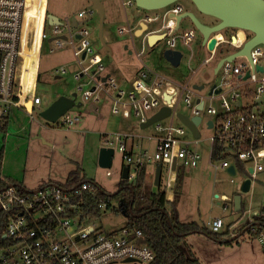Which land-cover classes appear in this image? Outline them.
<instances>
[{
	"label": "rangeland",
	"instance_id": "1",
	"mask_svg": "<svg viewBox=\"0 0 264 264\" xmlns=\"http://www.w3.org/2000/svg\"><path fill=\"white\" fill-rule=\"evenodd\" d=\"M102 1L105 6L103 35L112 50H108L102 42L99 32L100 14L90 0H44V4L50 12L60 14L64 22L72 21L73 18L84 22L81 26H74V32L81 27L89 30L88 37L94 51L102 55L107 70L113 73L119 87L125 89L127 93L134 88L135 81L132 77L124 80V77L127 78V73L135 74L136 67L139 65L142 68H150L165 79L162 90L173 88L177 92V100L173 103L172 115L160 120L162 126L182 125L183 122L177 113L182 112L193 116L195 102L199 98L204 101V107L200 112L202 116L199 124L200 137H195L189 128L182 135L184 145L198 151L202 157L195 167H184L183 162L179 161L178 167L184 168V174L188 176L185 183L182 181L177 188L179 191L177 202L184 219L193 218L207 227L208 222L214 217L221 216L225 222L220 231L223 238L238 235L244 225L253 220L256 215L264 213V169L257 170L256 174L238 170L236 174L231 175L220 166V160L213 162L210 157L212 137L216 133V128L208 125V121L216 117L215 113L208 111L209 107H215L219 113L224 111L222 97L217 93L210 94L212 86L218 84L222 78V72L219 70L216 73L215 66L221 57L236 51V48L225 43L217 52H212L207 45L203 44V35L192 19L185 16L176 32L175 47L182 51L183 56L180 64L174 65L164 55V51L170 48L166 38L151 45L146 32L137 35L133 31L137 20L148 14L155 16L160 13L159 19L148 22V29L161 26L165 7L144 9L139 7L135 0L133 3H129L130 0ZM176 2L180 3L185 10L193 11L204 23L215 24L218 21L215 16L201 12L192 0ZM32 6L30 4L28 9V19L36 21L40 11ZM90 9L93 13L87 11ZM80 10L85 11L84 16L79 15ZM122 26L127 28L125 32H120L119 28ZM39 27L38 24V29ZM130 27L132 31L129 30ZM190 29L195 30V37L190 43H185L183 34ZM45 32L49 37L53 36L52 25H47ZM65 33L70 34L68 28ZM40 43L33 61L30 94L39 95L42 102L35 104L31 112L12 107L7 130L0 129V149L5 146L2 175L7 180L35 189L50 182L65 183L69 172L79 166L87 178L96 181L105 190L117 191L126 163L122 153L117 151L114 154L112 166L100 165L99 151L106 145L102 137L103 133L127 134L129 139L134 137L137 140L140 139L141 134L149 137L163 135L165 132L158 130L156 123L145 128L141 127L142 121L135 114L132 106H129L131 111L129 116L113 112V99L106 89L98 90L90 99L84 98L83 91L91 89L95 82L88 74H84L79 79L75 78V72H81L83 67L89 64V56L81 63L74 54V46L81 43L80 38L75 37L74 43L70 40L65 41L63 46L48 39L47 43L52 50L48 48L42 50ZM126 45L130 48H126ZM139 51H143L140 56ZM208 57L211 59L205 62ZM236 59L245 61L248 58L239 55ZM62 66L66 68V72L60 70ZM195 85H203V88H195ZM80 86L83 88L81 89ZM109 91L113 95L117 93L112 87ZM74 92L78 93L77 100L82 101L83 104L72 107L69 112L71 115H80L79 121L66 124L62 118L52 122L42 117L41 112L58 97L72 96ZM127 93L124 96L126 100L130 99ZM95 95L100 97L98 105L101 106V115L91 111L94 104L92 99ZM187 95L192 97L191 105L185 101ZM160 99L162 100L161 96ZM163 105L161 102V106ZM155 111L156 109L150 110L149 113L153 114ZM147 139L145 138V142ZM151 145L152 149H149V152L153 153L154 140H151ZM257 163L264 166V155L257 159ZM251 164H254V161ZM166 169L167 163L164 165V174ZM108 171L110 174L107 173ZM148 173L150 178L146 181L148 186L146 191L157 187L154 163L149 165ZM169 177L170 174H166L161 179L159 183L161 188L167 190L170 187ZM246 177H250L252 182L250 189L244 191L242 184ZM223 193H226L225 198L222 197ZM236 195L242 197L244 205L242 210L235 209ZM124 209L121 200H114L112 207L105 208L101 217L92 222L108 232L118 230L126 224L128 219V211ZM245 237L246 239L241 237L238 242L228 245L204 233L195 232L187 236L182 243V248L186 252L192 249L203 264H264L263 242L258 237L250 236L249 233H246ZM245 240H252V242H244ZM239 242L241 243L238 244ZM252 249H256L257 253L260 251V255L255 256Z\"/></svg>",
	"mask_w": 264,
	"mask_h": 264
},
{
	"label": "built area",
	"instance_id": "2",
	"mask_svg": "<svg viewBox=\"0 0 264 264\" xmlns=\"http://www.w3.org/2000/svg\"><path fill=\"white\" fill-rule=\"evenodd\" d=\"M28 2L0 0V127L10 116L12 107L31 112L27 109L26 102L31 99L34 109L35 104L41 103L42 100L39 95L30 97L26 92V82L18 80L19 58L25 45ZM165 8L161 26L148 33L165 32L167 44L170 48H175L177 15L185 9L177 2ZM84 14L85 11L79 13L80 16ZM159 18L160 13L155 16L148 14L144 21ZM67 28L70 34L65 33ZM52 30L53 36L56 37L53 41L59 46L68 40L74 43L77 34L81 35V43L74 46V53L81 63L89 56V64L83 67L82 72L90 75L95 82L94 89L83 91L85 99H90L100 89H106L113 99V112L129 115V106H132L141 121L152 115L150 110L157 111L161 102L167 104V97L171 98L169 104L173 107L177 92L173 88L162 90L165 79L150 68H141L138 71L134 88L127 93L119 87L115 77L104 72L103 58L94 51L87 28L81 27L74 32L71 21H67L53 24ZM119 30L125 32L127 28L122 26ZM129 30L132 31V28ZM64 34L67 35L66 39L60 36ZM212 35L216 36L217 43L211 51L217 52L225 43L236 50L240 49L252 36V32L245 28H231L227 32L223 29ZM48 36L43 31L42 37L45 39ZM194 37V29L183 34L185 43H190ZM142 52L139 51L138 55H142ZM210 59L211 57L206 58L205 62ZM93 67L96 68L92 71ZM60 70L66 72L63 66ZM219 70L222 72V78L216 88H221L217 94L222 97L224 111L219 113L215 107H209L208 111L216 116L223 113L224 118L216 121V124L213 120L216 133L212 137V144L216 137L223 142V152L228 155L220 160L223 167L226 168L230 163L235 164L232 157L237 156L243 161L247 171L253 167L252 174H256L257 170L264 169L261 163H257V159L264 155V44L259 43L252 47L251 59H226ZM248 71L249 76L245 78ZM104 76H107L105 80ZM79 77L80 74L77 73L76 78ZM110 87L115 88L117 93L111 94ZM126 93L130 98L128 100L124 99ZM93 99L99 100V95H95ZM201 100L199 98L194 104V115L201 112L198 107ZM185 101L191 105V95H187ZM61 118L64 123L72 124L79 121L81 116L71 115L68 111ZM156 125L158 130L165 133L157 136L153 153L144 149L133 151L129 147L127 134L103 136L107 146L122 153L126 165L130 167L129 179H134L138 171L146 170L151 163L161 161L171 164L174 157L178 158V165L180 160L186 167L198 165L201 154L184 145L182 135L188 128L184 123L162 126L159 121ZM253 161L254 164H251ZM107 173L110 174V171ZM0 178L5 180V183L0 185V264H151L155 259L154 249L138 240L144 236L141 229L134 230L123 226L108 232L92 222L96 217L85 214L84 193L98 196L100 189L97 182L85 180L74 188L50 182L29 189L22 184L10 182L4 176ZM98 198L99 207L107 208V202L100 196ZM224 223L223 217L217 216L209 223L210 229L220 232ZM258 238L264 245V231Z\"/></svg>",
	"mask_w": 264,
	"mask_h": 264
},
{
	"label": "water",
	"instance_id": "3",
	"mask_svg": "<svg viewBox=\"0 0 264 264\" xmlns=\"http://www.w3.org/2000/svg\"><path fill=\"white\" fill-rule=\"evenodd\" d=\"M177 0H135L136 4L144 9H158L166 7ZM197 8L205 13L215 16L218 21L215 24H207L201 21L197 15L191 10H185L184 12L177 15V25L175 31L179 29L181 20L185 16H189L194 22L196 28L203 35V44L207 45L210 50H214L217 43L216 36L212 35L214 32L221 31L225 28H245L252 32V36L244 43L243 47L240 49L231 52L223 57H221L215 66V72L217 73L222 65V63L228 59H236L239 55H244L248 59H251V49L256 44H264V0H192ZM93 7L96 8L100 14V37L102 42L108 50H111V47L106 43V39L103 35V25L105 18V6L102 0H92ZM49 23L50 24H62L61 19L53 14L48 13ZM78 23L76 18H73L72 25L76 26ZM148 27V24L143 21L141 28H139L137 35H141ZM62 38L66 39L67 35H60ZM81 35H78L80 37ZM166 36L165 32L162 33H151L148 35V40L151 45L156 44L161 39H164ZM56 37H50L49 41H52ZM127 47V45H126ZM165 57L171 61L174 65H179L183 56V53L180 49L168 48L164 51ZM85 53H83V57ZM259 69H263L262 66H258ZM249 76V71L246 73L245 78ZM107 76L103 77L105 80ZM217 84H214L210 90V94L220 92L221 88L217 87ZM95 87L93 86L92 89ZM195 88L201 89L203 85H195ZM78 93L74 92L72 96L61 95L55 101H53L47 108H45L41 115L48 121L56 122L59 120L66 112H68L74 106H81L82 101L77 100ZM199 100V99H198ZM167 104L161 106L156 112H154L147 120L141 122V127L145 128L151 124L157 123L160 120L172 115L173 107L169 104L171 101L170 97H167ZM26 107L28 110H32L33 104L32 100L29 99L26 102ZM200 109L204 107V101L201 100L198 105ZM177 116L179 119L193 132L195 137H200L201 133L199 130V124L202 121V116L196 114L189 116L185 113L178 112ZM209 127L214 126V121L210 119L208 121ZM115 150L111 146L104 145L100 148L99 151V163L103 167H110L113 164ZM155 183L159 185L160 179L163 175V163L158 161L155 164ZM178 166V158L174 157L171 163V170L176 171ZM130 167L124 165L123 167V178H129ZM254 170L253 167H250L248 173H252ZM226 171L234 175L237 173V168L234 163H230L226 167ZM174 182V181H173ZM251 178L246 177L242 184V190L247 191L251 187ZM235 209L240 210L242 208V197L236 195L235 197ZM130 209L131 206H130ZM126 210V208L124 209Z\"/></svg>",
	"mask_w": 264,
	"mask_h": 264
},
{
	"label": "trees",
	"instance_id": "4",
	"mask_svg": "<svg viewBox=\"0 0 264 264\" xmlns=\"http://www.w3.org/2000/svg\"><path fill=\"white\" fill-rule=\"evenodd\" d=\"M229 29L231 30V28H225V31L227 32ZM223 118V113L217 115L214 119L215 124L216 121ZM8 125L9 117L0 129L7 130ZM4 152L5 146L0 149V177L4 176L1 173ZM226 157L228 155L223 152V142L216 137L212 144L211 158L213 161H217ZM232 160L238 170L248 173L241 159L233 156ZM183 169L178 167L173 199H168L165 188L159 187L156 191H146L145 171H138L134 179H125L122 173L119 188L115 192H109L97 183L100 189L98 196L84 193L83 197L86 201L84 204L85 214L94 218L101 217L104 209L99 207V196L107 202V208L112 207L114 200H121L122 205H126L128 211V219L124 226L134 230L141 229L144 236L138 239L139 242L149 244L156 253V257L151 264H203L192 249L186 252L182 248V243L187 239V236L194 232H204L221 243L232 244L238 242L241 237L245 238L246 233H249L252 237H258L264 231V213L256 215L253 220L240 229L238 235L230 238H223L221 232L212 231L196 221L181 220L177 202L179 195L177 188L184 178L185 172ZM85 180L94 182V180L87 178L82 168L78 166L69 172L65 183L59 182V184L67 188H74ZM4 183L5 180L0 178V185ZM130 206L132 209H130ZM114 208L116 209V207ZM243 208L244 205L242 204L240 210Z\"/></svg>",
	"mask_w": 264,
	"mask_h": 264
},
{
	"label": "crops",
	"instance_id": "5",
	"mask_svg": "<svg viewBox=\"0 0 264 264\" xmlns=\"http://www.w3.org/2000/svg\"><path fill=\"white\" fill-rule=\"evenodd\" d=\"M29 2H28V9L30 8V4H31V6H32V4H33V6H35V8H36V10H38V11H40V16H38L39 18H36V21H33V19H28L27 21H26V30H25V35H24V43H25V45H24V48H23V54L20 56V58H19V64H18V80L19 81H21V79L23 80V81H25L26 82V84H27V89H26V92L30 95V97L31 96H34V95H31L30 94V82H31V75H32V69H33V61H34V57H35V55H36V52H37V47H38V45H39V43L41 44V49L42 50H45V48H48V50H52V48L50 47V44L49 43H47V40L50 38V37H54V36H48V38H43L42 37V33H43V31L45 32V30H46V26L47 25H49L50 23H49V18H48V13H53V14H55V15H57L60 19H61V16H60V14H58V13H55V12H50L48 9H47V7L45 6V4H44V0H28ZM91 2H92V0H90ZM93 4V3H92ZM32 6V7H33ZM28 9H27V18H28ZM81 11H84V10H80L79 11V13L81 12ZM87 11H89L90 13L92 12L93 13V10L92 9H90V10H87ZM84 16V15H83ZM145 17V16H144ZM144 17H140L138 20H137V22H136V25H134L133 27V31H135L136 33L138 32V30H139V28H141V26H142V22L144 21ZM77 19V21H78V23H80V24H78L79 26H81L84 22L83 21H80L78 18H76ZM61 21L62 22H64L62 19H61ZM72 22H73V19H72V21H71V24H72ZM163 22V21H162ZM147 24H148V27H147V29L142 33V34H144L145 32L147 33V38H148V35L149 34H151V33H148L149 31H152V30H154V29H157L158 27H155V28H153V29H148L149 28V23L148 22H146ZM38 24H39V29H38ZM50 25H52V29H53V24H50ZM73 25H72V29H73ZM160 27V26H159ZM33 28V29H32ZM80 29V28H79ZM74 30V29H73ZM77 31V30H76ZM75 31V32H76ZM31 32H33V33H31ZM141 34V35H142ZM77 35H79V34H77ZM79 38V37H78ZM106 38V37H105ZM54 40V39H53ZM31 45V46H30ZM51 45H52V43H51ZM30 46V47H29ZM63 46V45H62ZM50 47V48H49ZM126 48H130V46L129 45H127V47ZM111 50H112V48H111ZM130 52H132V50H130ZM75 54V53H74ZM32 55V56H31ZM31 56V57H30ZM102 56V55H101ZM103 58V57H102ZM137 68V70H136V72H135V74H133L132 72L131 73H127L126 74V77L127 78H125L124 77V80H126V79H131V77L133 78V80L136 82V79H137V74H138V71L142 68V66L141 65H139V66H137L136 67ZM105 70H106V74L107 75H111V76H113V73L110 71V70H107V67H106V65H105ZM132 70H134V69H132ZM67 71V70H66ZM77 73H79L80 74V77L79 78H81V76H83L84 74H83V72L81 71V72H78V71H76L75 72V78H76V75H77ZM59 76V75H58ZM114 77V76H113ZM79 78H77V79H79ZM22 81V82H23ZM118 83V82H117ZM25 84V83H24ZM135 84V83H134ZM134 84H133V86H134ZM119 85V84H118ZM35 95H37V94H35ZM42 99V98H41ZM99 100H100V97H99ZM99 100H94V99H92V101H93V106H92V108H91V111H92V113H94V114H96V115H101V106L100 105H98V102H99ZM41 102H42V100H41ZM50 104V103H49ZM133 112V111H132ZM135 112V111H134ZM130 113H131V111H130ZM129 113V114H130ZM124 115V114H123ZM124 116H129V115H124ZM104 134H106V133H103V135H102V137L104 136ZM157 136H159V135H155V136H145L144 134H141L140 135V139L138 138L137 140L133 137V138H131V139H128V143H129V147L133 150V151H139V150H142V149H144V150H149V149H152L151 148V140H154V150H155V148H156V143H157ZM145 138H148L147 140H146V142H145ZM103 139H104V137H103ZM212 149V148H211ZM211 158V157H210ZM211 160H212V158H211ZM213 161V160H212ZM214 162V161H213ZM164 165H165V163H163V175H162V178H164V175H166V174H170V177H169V183H170V187L166 190L167 191V197H168V199H173V197H174V193H175V187H176V177H177V170H178V166H177V170L176 171H173V170H171V164H168L167 163V169H166V171H165V173L166 174H164ZM184 166V165H183ZM220 166L223 168V169H225L226 170V168L225 167H223L221 164H220ZM155 163H154V169H155ZM184 167H186V166H184ZM148 169H149V167L146 169V170H144L145 171V180L146 181H148L149 180V178H150V175H149V173H148ZM122 173H123V171H122ZM186 176H188V175H185L184 174V178H183V183H185V180H186ZM161 178V179H162ZM90 179V178H89ZM161 179H160V181H161ZM174 181V182H173ZM96 182V181H95ZM19 184H21V183H19ZM160 186L159 185H157V187L153 190V191H156V190H158V188H159ZM222 197L223 198H225L226 197V193H223L222 194ZM178 209H179V212H180V218H181V220H183V221H196V222H198L197 220H195V219H190V220H188V219H184L183 217H182V215H181V208L179 207V205H178ZM198 210H200V209H198ZM190 215H192V214H190ZM217 217V216H216ZM215 218V217H214ZM213 218V219H214ZM212 219V220H213ZM211 221H209L208 222V224L210 223ZM199 223V222H198ZM200 224V223H199ZM201 225V224H200ZM235 225H236V223H235ZM201 226H205L206 227V225H201ZM208 228H210V224L207 226ZM195 233V232H194ZM201 233H204V232H201ZM191 234H193V233H191ZM204 234H206V233H204ZM206 235H208V234H206ZM189 236V235H188ZM209 236V235H208ZM210 237V236H209ZM212 238V237H211ZM243 239H246V237L245 238H243ZM247 241H249V242H252V240H245L244 242H247ZM241 242H239L238 244H240ZM229 245V244H228ZM254 252V255L255 256H257V255H260V251H259V253H257V251H256V249H252ZM260 262H262L261 260H260ZM262 264V263H261Z\"/></svg>",
	"mask_w": 264,
	"mask_h": 264
},
{
	"label": "flooded vegetation",
	"instance_id": "6",
	"mask_svg": "<svg viewBox=\"0 0 264 264\" xmlns=\"http://www.w3.org/2000/svg\"><path fill=\"white\" fill-rule=\"evenodd\" d=\"M124 208H126V209H127L126 205L124 206Z\"/></svg>",
	"mask_w": 264,
	"mask_h": 264
}]
</instances>
